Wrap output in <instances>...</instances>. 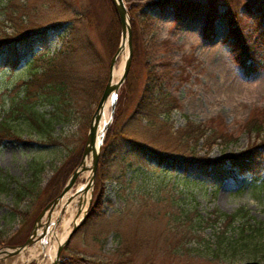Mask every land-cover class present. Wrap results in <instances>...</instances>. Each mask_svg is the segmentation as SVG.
Here are the masks:
<instances>
[{
	"label": "rangeland",
	"instance_id": "obj_1",
	"mask_svg": "<svg viewBox=\"0 0 264 264\" xmlns=\"http://www.w3.org/2000/svg\"><path fill=\"white\" fill-rule=\"evenodd\" d=\"M163 1L123 0L135 24V47L103 134L89 205L86 209L85 202L81 223L60 250L58 264H226L222 257L202 254L213 225L199 220L241 208L251 223L264 224V169L255 179L233 172L216 182L197 167V161H218L257 141L244 128L251 116L263 125L258 138L264 134V0H170L161 5ZM206 10L215 14L208 38L203 35ZM228 12L240 18L252 47L248 73L233 62ZM112 14L108 0H0V42L11 36L9 46L0 45L11 60L0 59V120H7L17 135L0 140V177L7 182L0 190L1 250L23 243L30 230L24 215L43 203L48 184V195L56 196L81 160L89 117L107 78L111 48L106 31ZM122 63L119 55L113 69ZM47 66H60L69 76L68 84L60 86L62 93L46 90L49 81L54 89L60 81L44 77ZM38 82L47 83L44 90L36 88ZM147 86L159 92L164 107L166 102L172 106L168 112L149 117L135 109ZM28 110L50 120L48 135L30 124ZM187 120L204 134L185 144L179 136ZM110 132L119 137L103 150ZM207 134L225 140L206 145ZM131 139L143 147L133 151ZM88 171L79 173L68 192L86 183ZM33 174L38 198L32 203L17 199L7 177L25 183ZM186 214L192 219L184 227L180 223ZM76 215L74 211L68 219L76 220ZM64 223L61 215L54 226L58 235ZM186 228L200 235L199 243L191 238L179 245L177 238ZM17 237L21 240L15 242ZM40 248L35 242L0 264H38ZM257 257L254 264H264ZM49 259L50 254L44 264Z\"/></svg>",
	"mask_w": 264,
	"mask_h": 264
},
{
	"label": "trees",
	"instance_id": "obj_2",
	"mask_svg": "<svg viewBox=\"0 0 264 264\" xmlns=\"http://www.w3.org/2000/svg\"><path fill=\"white\" fill-rule=\"evenodd\" d=\"M111 11H112V17L111 21L109 23L108 29L106 31L108 42H110V56L112 55L119 36V26L117 22L116 15L114 13L112 4L110 0H108ZM169 3H172L170 0H165L161 2V5H168ZM215 11V9H214ZM205 17L206 21L203 28V35L205 38H208L209 35L212 32V23L215 19V14L210 13L209 11H205ZM228 28H227V37L230 38V45H231V51L233 54V62L237 64L242 70H244L246 73L249 72L250 69V49L252 48L248 44L247 34L244 33V28L241 25V20L237 16V14L232 12H228ZM132 36H131V45L132 50L134 49V40H135V24L132 22ZM5 36V35H4ZM11 36H5L4 42H0L1 44H5V47L9 46V39ZM23 41V40H22ZM4 47V49H5ZM4 50H0V59L4 60L5 63L10 62L9 54L6 51V53H3ZM30 53L31 50L28 49L27 53L23 52L20 55H26ZM59 54L62 55L60 52ZM58 54V55H59ZM68 54L65 53L63 57L61 56V61L66 59V56ZM16 60L11 62V66L14 67V65L17 63L19 58H15ZM61 64V63H60ZM64 64V62H63ZM44 71V77H51L55 80H60L58 82V88L54 89L52 88L53 84H55L53 81H49V87L46 88L47 91H55L62 93L60 86L63 83H67L69 76L67 75L66 71H63L60 66L56 67H48L45 68ZM33 76L37 75L34 73ZM147 78L151 79L152 77H149L150 74H147ZM74 79V77H71ZM80 80V78H78ZM83 80L79 81L82 82ZM89 80L85 81L88 82ZM92 83H96V80L92 79ZM32 80H27L26 83L32 84ZM74 82V80H73ZM78 82V83H79ZM38 86L36 88L44 90L45 85L47 83L40 84L38 82ZM68 84V83H67ZM84 84V83H83ZM85 92V91H84ZM83 92V93H84ZM168 102H166L165 107L161 103V95L157 90L150 89L148 86L142 89L136 103H135V109L141 113H144L145 115L149 114L148 116H153L159 114V113H166L170 110L172 107ZM164 107V108H163ZM26 117L29 120L30 124L39 132H46L48 135L47 127L50 125V120L44 119L42 116L37 115L34 111L28 110L26 112ZM150 119V118H149ZM244 128L247 132H252L256 138L257 141L252 140L251 142H248L246 147L242 150L230 153L226 156H224L220 160H207L203 162L197 161V167L199 174L201 173L203 177L208 179H214L216 182H220L226 178L232 177L233 172L236 175L249 173L253 176V179H255L258 176V173L264 169V134L258 138V135L263 130L262 123L255 119L254 116H251L246 123L244 124ZM183 132L179 136V139L182 140L185 144L187 141H197L203 134V128H201L199 125L193 123L190 120H187L185 122L184 127L182 128ZM112 131V130H111ZM14 130H12V127L10 123L5 120H0V140L7 138V137H17L15 133H13ZM116 133L110 132L109 137L105 141V144L102 146L103 150L107 144H111L112 137H117ZM119 137V136H118ZM221 139L225 140V136H212L210 137L208 134L205 138H203V142L208 145L215 139ZM119 142L121 141L118 140ZM131 144V149L134 150V146L143 147L141 144L134 142V140L129 141ZM141 150V149H140ZM137 151V149H136ZM191 159H196L195 156H191ZM13 184V190H14V196L18 198H26L28 202L32 203L34 200H36L40 194V190L38 188V182L36 181V178L33 174L31 179L25 183H20L19 181H16L10 177H7ZM7 182L5 181V178L0 177V190L6 188ZM51 188V184H48L45 186L43 192L44 195L42 196L43 203L41 205H38L37 209L28 215V212L24 215L25 222L27 223V229L29 230L33 218L37 215V213L41 210V208L52 199V195H48ZM92 212V209H89V213ZM191 217H189L187 214L183 216L181 219V225L187 226L188 223L191 222ZM251 218L248 217L245 211L241 212V208L236 209L232 213H224V212H215L212 213L211 216H206L204 219L199 220V222H203V225L211 224L213 225V229L211 230L209 236L205 240L206 244L204 245V251L202 254L210 256V257H222L225 261H228L226 264H233L235 261H239L240 263L247 264V261L249 264H254L258 261L255 259L258 258L257 256H261V258H264V224L261 221L253 222L251 223ZM197 222V223H199ZM219 224L221 227L217 228L215 225ZM27 230V231H28ZM27 231L25 234H27ZM192 233V234H191ZM1 235V232H0ZM23 238V236L21 237ZM21 238L17 237L15 242H18L21 240ZM191 238L196 239V243H199L202 239L199 234H194L193 232H190L189 229H185L182 232H180V236L177 238L179 241V245L182 244L183 240H190ZM9 243V241H7ZM11 243V241H10ZM178 245V246H179ZM174 248V247H173ZM176 248V247H175ZM84 264V263H82ZM222 264H225L223 261Z\"/></svg>",
	"mask_w": 264,
	"mask_h": 264
},
{
	"label": "water",
	"instance_id": "obj_3",
	"mask_svg": "<svg viewBox=\"0 0 264 264\" xmlns=\"http://www.w3.org/2000/svg\"><path fill=\"white\" fill-rule=\"evenodd\" d=\"M114 13L117 18L118 26H119V40L117 46L109 58L108 65H107V78L106 81L100 91L98 99L96 101V105L89 117L87 133L85 137V141L83 143V147L81 150V160L67 177L65 183L63 184L62 188L60 189L59 193L54 196L48 203H46L43 208L39 211V213L35 216L30 230L28 232L27 237L23 241L22 244L19 245H11L5 247L3 250L0 249V261L8 257H12L16 254L23 253L27 248L31 247L35 242L41 243L42 239L45 238L51 228H54L55 224L60 219L61 215L62 218L66 217L67 215V207L69 203L78 196L80 193V187L75 186L71 192H68L72 187L76 177L79 175L80 172L88 169L89 174V181L87 189H91L92 179L94 170L97 164V159L99 155V150L101 147V143L103 140V134L105 129L107 128L110 120L111 115L113 112V106L115 102V96L117 88L124 82L126 75L128 73L130 63H131V56H132V47H131V21L128 14L127 7L125 6L123 0H110ZM125 51V53H124ZM122 56L123 63L121 65L119 74L114 81L111 83V72L113 70L114 63L118 56ZM111 95L108 109L109 113L107 118L102 126L101 133L96 135V124L99 121L100 115L102 114L103 107L107 101V98ZM89 156V165L86 166L83 164V160L85 157ZM89 192V190H88ZM64 194H67L66 198L62 200ZM90 194L88 193L86 209L89 205ZM77 203V202H76ZM59 205L58 211L54 219H51V212L53 208H56ZM77 213H79V204L77 203ZM82 219V218H81ZM81 223V220L75 222L71 228L68 230L64 236L60 237L56 242L54 251L52 253L51 259H49V264H58L59 260V253L64 244L67 242L68 238L70 237L71 233L75 230L77 225ZM58 228H54L53 233H57ZM43 246L40 248L41 258H43L42 253ZM39 254V255H40ZM45 263V262H44Z\"/></svg>",
	"mask_w": 264,
	"mask_h": 264
},
{
	"label": "bare ground",
	"instance_id": "obj_4",
	"mask_svg": "<svg viewBox=\"0 0 264 264\" xmlns=\"http://www.w3.org/2000/svg\"><path fill=\"white\" fill-rule=\"evenodd\" d=\"M124 53H125V51H124ZM120 68H121V66H120ZM120 68L112 70V72H111L112 73L111 74V83H114V81L116 80V78H117V76L119 74ZM110 98H111V95H109V97L107 98V101H106V103H105V105L103 107V110H102V114L100 115L99 121L96 124V135H99L101 133L102 126H103V124H104V122H105V120L107 118L108 104H109ZM83 164H85L86 166L89 165V156L84 158ZM88 181H89V177H88V180L86 181V183L84 185L80 186V193L78 194V196L75 197L69 203L70 204L69 206H71V207L69 209V212H67V216L65 217V223L62 226V232H60V234L58 235L57 233L54 234L53 231L50 230L49 234L45 238L42 239L40 244H41V246H43L42 253L44 255H43V258L40 257L38 259L39 260L38 264H44L46 255L50 254V259H51L52 253L54 251V248H55V245H56V242L58 241V239L60 237L64 236V234H66L68 232V230L71 228V226L75 222H77V220H79V218H80V216L82 214V211H83L84 204H85V202L87 200V194H88V190H89V188L87 189ZM66 196H67V194H64V196L62 197L61 201H63L66 198ZM76 202L79 204V213H77V215H76V220L72 221V220H70L71 218L70 219H68V218L71 216L72 212H74V211L77 212V208H76L77 207V203ZM58 208H59V205H58ZM58 208H56V210H54V212L55 211L57 212ZM48 245L52 246L49 250H48ZM45 252H46V255H45ZM31 254H33V253H31Z\"/></svg>",
	"mask_w": 264,
	"mask_h": 264
}]
</instances>
